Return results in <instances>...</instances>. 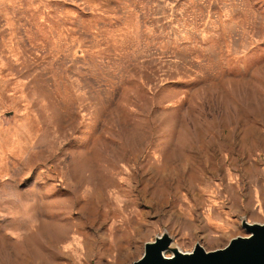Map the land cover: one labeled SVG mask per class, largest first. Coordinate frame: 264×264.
Here are the masks:
<instances>
[{"label": "rangeland", "instance_id": "374dc122", "mask_svg": "<svg viewBox=\"0 0 264 264\" xmlns=\"http://www.w3.org/2000/svg\"><path fill=\"white\" fill-rule=\"evenodd\" d=\"M244 220L264 0H0V264H132L165 232L213 250Z\"/></svg>", "mask_w": 264, "mask_h": 264}, {"label": "water", "instance_id": "95a60500", "mask_svg": "<svg viewBox=\"0 0 264 264\" xmlns=\"http://www.w3.org/2000/svg\"><path fill=\"white\" fill-rule=\"evenodd\" d=\"M247 235H238L223 248L206 250L196 244L190 252L181 251L168 233L145 244L141 258L132 264H264V223L243 221ZM172 251V255L165 253Z\"/></svg>", "mask_w": 264, "mask_h": 264}]
</instances>
